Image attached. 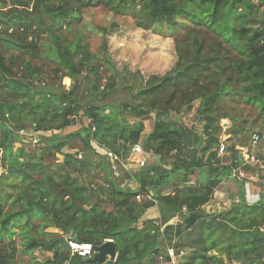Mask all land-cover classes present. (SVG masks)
Masks as SVG:
<instances>
[{
    "label": "trees",
    "instance_id": "trees-1",
    "mask_svg": "<svg viewBox=\"0 0 264 264\" xmlns=\"http://www.w3.org/2000/svg\"><path fill=\"white\" fill-rule=\"evenodd\" d=\"M10 2L8 8L0 0V10L8 8L0 11V264H19L22 256L26 264H94L71 255L68 240L93 248L112 241L116 259L105 264H170L167 248L186 251L179 264H264V186L249 184L251 194L246 182L232 179L235 205L213 215L201 209L234 169L255 172L237 146L226 166L218 149L249 131L238 106L264 115V0ZM97 7L130 17L144 31L164 25L181 34L174 40L175 64L163 75L118 69L106 39L114 24L101 29L99 52H90L71 26L80 10ZM35 60L50 62L70 89L43 84L30 64ZM192 111L200 133L181 122ZM224 120L231 124L220 138ZM76 124L79 129L62 135ZM25 130L48 133L38 138L40 157L14 150L24 144ZM71 140L79 149L63 153ZM143 140L154 162L120 177L92 145L125 159ZM59 153L61 163L44 165L45 156ZM147 193L159 217L138 226L146 209L135 197ZM36 251L51 257L39 260Z\"/></svg>",
    "mask_w": 264,
    "mask_h": 264
},
{
    "label": "rangeland",
    "instance_id": "rangeland-1",
    "mask_svg": "<svg viewBox=\"0 0 264 264\" xmlns=\"http://www.w3.org/2000/svg\"><path fill=\"white\" fill-rule=\"evenodd\" d=\"M24 1L30 2V4L31 2H33V0ZM59 1L61 0H53V3L57 5ZM7 2L9 5L8 8H11L12 4L10 0H7ZM8 8L1 9L0 11L4 12ZM78 17H80L79 23L76 24L78 27H76V25H72L71 28H76V30H78L83 35L84 41L88 44L89 50L92 53L99 52L100 46L104 41V37L100 33L101 29L104 28L109 30L111 24L117 26L116 29L112 30L111 32H109L108 35H106V39L109 56L118 69H121L122 67H127L130 71H139L144 76L163 75L164 73L169 71L176 62L174 40L175 38H180L181 34L176 35L174 33L168 32L166 26L164 25H156L154 26L153 30L144 31L135 28L130 17L116 16L104 7L83 8L78 13ZM66 38L70 40L71 35L66 34ZM30 64L32 66L37 67L38 71L41 74L40 79L43 84L52 83L54 87L59 86L64 91H68L70 89L71 81L68 78H63L60 80L59 75L55 74L54 70L52 69L53 67L50 62L43 60H35ZM102 73L104 76L110 74L108 69L104 67ZM237 109L241 110V118H247L249 131L245 133L241 138L231 137L230 141L221 142L226 148L225 152L219 155L221 165L224 166L229 164V149L233 145L237 147L243 146L244 148H248V151H250L252 155H255L256 157L264 156V115L258 116L257 111L250 107L238 106ZM235 115L238 116V113H236ZM181 122L188 128L194 127L197 133L201 132V125L196 122L194 111L181 116ZM230 124L231 123L228 120L221 121L222 134L220 138L226 136L224 134V131L229 128ZM152 126L153 118L145 120L143 134L147 135L151 131ZM79 127L80 125L76 124L62 131L61 133L62 135L67 134L79 129ZM22 132L23 133H20V135L23 136L22 140L24 144H15L14 150L17 148H23L25 152H35L37 157H40L42 153L41 148L43 147V144L38 142V138L40 136H49L48 133H32L31 130H25ZM253 133H258L261 137V140L256 146L251 149L250 136ZM223 140H226V138ZM92 145L94 147V144ZM79 147V143L76 140H71L68 142V146L63 149V153H73L77 149H79ZM148 156L149 157L146 158L145 164L142 167L135 163L137 159L136 157H134L127 163L128 168H123L118 165V171L117 169L116 171L113 169V171L114 173H118V177H120L124 173H129L130 171L136 172L137 170L154 162L153 156ZM62 160L63 154L59 153L53 157L45 156L43 158V163L46 166H51L54 164L61 163ZM2 174H4V170L0 167V175ZM116 175L117 174H115V177H117ZM90 179L91 178L84 177L83 180L87 182ZM259 180L260 181L257 182L258 185L264 186L262 179L259 178ZM194 181L195 177L193 176L191 177V183L193 184ZM129 183L131 184L132 182ZM131 187L135 189L136 185L132 183ZM222 187L223 189L221 190L223 193V198L229 201H227L226 203H217L221 212H223L227 208L225 204L228 203L227 206L230 204H236L235 195L237 194L238 190L237 185L233 184L232 179L226 180ZM213 206L216 205L213 204ZM138 225H140V223H138ZM46 231L53 233L57 232L54 229H48ZM15 240L17 241V238ZM17 248H19V246H17ZM33 255L39 260L51 257V254L41 253L40 251L34 252ZM18 263L26 264L27 257L22 256Z\"/></svg>",
    "mask_w": 264,
    "mask_h": 264
},
{
    "label": "built area",
    "instance_id": "built-area-1",
    "mask_svg": "<svg viewBox=\"0 0 264 264\" xmlns=\"http://www.w3.org/2000/svg\"><path fill=\"white\" fill-rule=\"evenodd\" d=\"M73 119L75 120V122L77 121V118H73ZM20 133L22 134L23 132L21 131ZM260 140H261V137L258 134H252L250 137L251 149L254 146H256ZM94 148L97 153H99L102 156H105L108 159V161L111 163V165L114 167L116 165L117 166L119 165L123 168L125 167L128 168L127 163L134 157H136L137 159L135 163L142 167L145 164L146 157H147V155L144 153L142 149V141H139L138 143L134 144L131 147L130 153L128 157L125 159L116 156L115 154L111 153L108 150H105L103 148H98L95 145H94ZM236 150L242 153L241 156L244 159V162L247 165L253 167L255 169V172H246L241 168H237L232 171L231 179L246 182L245 189H248L249 184H258L257 182L260 181L259 178L262 179L261 177H263L262 182L264 183V156L256 157L255 155H252L251 152L246 153V148L236 147ZM224 151H225V147L221 143L219 145L218 155L222 154ZM135 200L138 203H144L146 201H155L151 193L137 195L135 197ZM204 206L207 209V213L205 212V214L207 215L217 214L221 212L219 211L220 208L218 204H216V206H209V205H204ZM225 206L227 207V204H225ZM182 211L185 212V208H183ZM67 244L69 246L71 255H77L79 257H82L83 259L91 258L93 255V247L91 244L76 243L71 240H68ZM166 253L168 255L170 264H179L180 259L185 256L186 251L181 250L179 252H176L173 248H167Z\"/></svg>",
    "mask_w": 264,
    "mask_h": 264
},
{
    "label": "water",
    "instance_id": "water-1",
    "mask_svg": "<svg viewBox=\"0 0 264 264\" xmlns=\"http://www.w3.org/2000/svg\"><path fill=\"white\" fill-rule=\"evenodd\" d=\"M142 149L146 155H150V151L147 148L146 140L142 141ZM0 151V160H1ZM158 159V158H157ZM142 208L147 209L152 206H156L155 201H146L142 203ZM116 259V251L112 241L108 240L105 243L101 244L98 247L93 248V255L91 258L85 259L87 263H94V264H105L106 262H113Z\"/></svg>",
    "mask_w": 264,
    "mask_h": 264
},
{
    "label": "crops",
    "instance_id": "crops-1",
    "mask_svg": "<svg viewBox=\"0 0 264 264\" xmlns=\"http://www.w3.org/2000/svg\"><path fill=\"white\" fill-rule=\"evenodd\" d=\"M149 156L147 155V157L146 158H148ZM114 166H112V169H117V171H118V166L116 165L114 168H113ZM116 171V170H115ZM115 174H117L116 176L118 177V173L116 172V173H114V175ZM226 182V181H225ZM225 182H223V183H221L216 189H215V191H214V195H213V198L206 204V205H209V206H213V204H220V203H223V202H227V201H229V200H225V198H223V193H222V190L221 189H223V185H224V183ZM121 183H122V185H124V186H127V187H129V188H131V189H134V188H132L131 187V185H132V183L130 184L128 181H126V180H121ZM233 184H235L236 185V183H234L233 182ZM255 185V184H254ZM136 188V187H135ZM250 188L252 189V186H250ZM219 189V190H218ZM250 189V191L248 190V189H245V191H247V192H250L251 194H255V193H253L252 192V190ZM237 196V194L235 195V197ZM250 196V195H249ZM221 198V199H220ZM225 200V201H224ZM228 204V203H227ZM202 211L205 213H207V209L205 208V206H203L202 208ZM221 211V210H220ZM158 217H159V214H158V210H157V207L156 206H152V207H149V208H147L146 210H145V212L143 213V215H142V217H141V219L139 220V223H140V225H138V226H141V224L144 222V221H147V220H152V221H156L157 219H158ZM179 220L177 219V218H174V219H172L171 220V222H170V224H175L176 222H178Z\"/></svg>",
    "mask_w": 264,
    "mask_h": 264
}]
</instances>
